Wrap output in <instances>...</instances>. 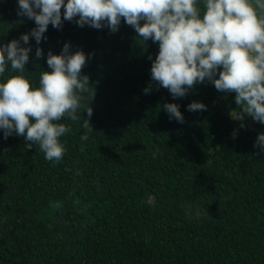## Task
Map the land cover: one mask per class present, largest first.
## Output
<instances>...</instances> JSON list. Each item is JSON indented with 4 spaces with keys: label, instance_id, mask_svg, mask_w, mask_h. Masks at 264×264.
<instances>
[{
    "label": "trees",
    "instance_id": "1",
    "mask_svg": "<svg viewBox=\"0 0 264 264\" xmlns=\"http://www.w3.org/2000/svg\"><path fill=\"white\" fill-rule=\"evenodd\" d=\"M34 27L16 0H0V42ZM44 35L40 59L29 40L30 81L69 42L88 56L90 86L78 119L60 121L72 129L60 162L0 132V264H264V152L254 147L264 124L231 117L235 93L205 81L174 100L151 80L158 42L123 20L115 33L64 21ZM193 101L206 110L188 111ZM165 103L180 105L184 123Z\"/></svg>",
    "mask_w": 264,
    "mask_h": 264
},
{
    "label": "clouds",
    "instance_id": "2",
    "mask_svg": "<svg viewBox=\"0 0 264 264\" xmlns=\"http://www.w3.org/2000/svg\"><path fill=\"white\" fill-rule=\"evenodd\" d=\"M17 15L34 21L35 27L7 44L0 42V132L3 137H23L27 147L38 144L48 161L58 163L66 147L61 138L72 131L62 119H78L89 77L82 74L88 56L72 52L65 42L59 54L47 53L48 71L38 86L26 76L30 37L39 47L51 25L60 30L64 21L110 32L121 21L131 26L143 43L158 42L151 60V80L168 90L172 98L185 97L196 84L207 81L218 92L235 93L239 107L231 117L247 116L264 124V0H16ZM202 5V7H201ZM63 9V12L61 11ZM27 45V46H22ZM11 73L6 76V71ZM150 88H145L148 94ZM176 103H165L169 119L184 123ZM187 110L205 111L206 105L193 101ZM88 117L92 109L87 106ZM243 127V124H241ZM80 139L93 131L88 120ZM254 147L264 152V133Z\"/></svg>",
    "mask_w": 264,
    "mask_h": 264
}]
</instances>
